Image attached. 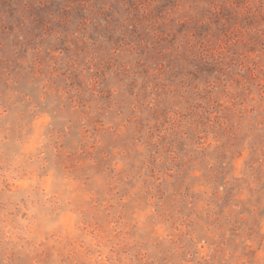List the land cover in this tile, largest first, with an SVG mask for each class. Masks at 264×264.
<instances>
[{
	"label": "clouds",
	"instance_id": "clouds-1",
	"mask_svg": "<svg viewBox=\"0 0 264 264\" xmlns=\"http://www.w3.org/2000/svg\"><path fill=\"white\" fill-rule=\"evenodd\" d=\"M0 264H264V0H0Z\"/></svg>",
	"mask_w": 264,
	"mask_h": 264
}]
</instances>
